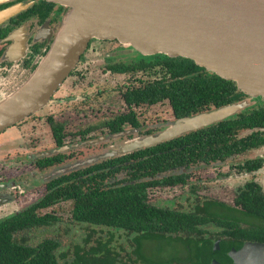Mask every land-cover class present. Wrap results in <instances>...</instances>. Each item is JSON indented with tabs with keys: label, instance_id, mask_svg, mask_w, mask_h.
<instances>
[{
	"label": "flooded vegetation",
	"instance_id": "obj_1",
	"mask_svg": "<svg viewBox=\"0 0 264 264\" xmlns=\"http://www.w3.org/2000/svg\"><path fill=\"white\" fill-rule=\"evenodd\" d=\"M15 7L17 12L0 22V94L4 95L11 93L32 73L48 50L67 10L44 0H0V12ZM113 45L115 48L105 53V48ZM120 46L123 45L115 40L91 39L75 68L56 92L66 79L79 73L78 67L87 53L103 55L100 76L121 77L114 90L83 91L78 96H62L54 100L55 92L40 110L0 132V172L11 164L19 171L8 180L4 179L5 172L1 173L3 176L0 174V221L41 200L53 179L64 177L85 188L88 179L100 177L107 179L108 185L118 181L122 185L140 184L146 205L163 211L164 217L169 212L178 215V225L196 228L192 234L179 230L176 234H165V240L155 241L165 243L163 250L169 256L173 255L169 254L172 246L167 243L198 242L209 234L218 240L216 234L230 222L241 230L252 231L249 237L237 232L239 239L264 243V221L255 217L254 213L247 215L242 207L246 202L248 209L254 211L256 195L264 205V183L259 179V175L264 174V128L259 129L261 138L257 140L240 139L247 135L244 131L238 132L237 142L229 149L231 154L228 156L223 155L224 146L220 138H183L190 133H202L199 131L213 124L151 147L105 157L118 147L159 133L180 118L174 113L170 101L174 92L150 88L172 86L174 80L166 61L174 63L176 59L185 58L165 54L145 56L130 53ZM46 106L57 108L59 114L44 118L36 116ZM159 108L166 109L168 118L160 120L153 114ZM211 109L214 108L189 111L187 116ZM39 123L44 124L46 129L45 140L39 134ZM52 124L59 131V141L53 136ZM111 129L117 131L111 132ZM17 139L26 142L15 147L18 153L4 156L3 153L9 154L14 150L7 148H10L11 141L15 144ZM22 151L25 153L22 154ZM166 153L173 154L163 155ZM112 159L119 164L102 166ZM128 166L134 168L135 173H131ZM231 178L241 181L229 195L224 196L220 189H214L220 187L215 185L219 181ZM32 192L39 196L23 207L7 211L6 208L16 202L12 193L21 197ZM172 192L173 195L163 196ZM245 193L249 197L244 198ZM61 204L71 206L70 201H65L38 208V215L50 214L56 222L36 229L56 225L59 219L48 209ZM232 211L234 219L225 220L224 215L229 216ZM187 216L191 218L186 219ZM176 246L182 250L176 249L178 256H183V246Z\"/></svg>",
	"mask_w": 264,
	"mask_h": 264
},
{
	"label": "water",
	"instance_id": "obj_2",
	"mask_svg": "<svg viewBox=\"0 0 264 264\" xmlns=\"http://www.w3.org/2000/svg\"><path fill=\"white\" fill-rule=\"evenodd\" d=\"M67 10L60 28L27 80L0 96V132L44 107L75 68L91 39L115 40L141 55L192 61L246 97L174 120L159 133L132 141L105 157L154 146L216 124L264 103V0H44ZM17 7L0 12V22ZM218 250V241L213 243ZM232 264H264V243L230 249ZM211 264H218L212 261Z\"/></svg>",
	"mask_w": 264,
	"mask_h": 264
},
{
	"label": "trees",
	"instance_id": "obj_3",
	"mask_svg": "<svg viewBox=\"0 0 264 264\" xmlns=\"http://www.w3.org/2000/svg\"><path fill=\"white\" fill-rule=\"evenodd\" d=\"M166 62L168 63L167 69L174 80L172 86L169 88L151 87L150 89L174 92L170 101L177 117H186L189 111L195 112L198 109L219 108L246 97L237 90L233 82L204 72L188 60L176 59L174 63ZM261 128H264L263 102L199 131L202 133H190L183 138H220L224 146L223 155L228 156L231 154L229 149L237 142L238 132L244 131L247 135L240 139L257 140L261 138V133L258 132ZM51 130L53 136L59 141V131L54 124H52ZM115 131L117 129H111V132ZM167 154L172 155L173 153L163 155ZM116 164L119 162L112 159L102 166L113 167ZM128 168L131 173H135L134 168L130 166ZM88 181L84 188L64 177L53 179L48 183L47 193L41 200L19 214L1 220L0 264H60L56 257L59 247L57 241L43 239L34 245L27 244L20 234L30 229L53 225L56 222L55 217L50 214L38 215L36 210L65 201L71 202V222L88 227L122 231L132 235V241L135 244L133 254L142 264H211L212 261L218 264H232L227 257V252L230 249H238L245 242L238 238L240 235L243 237L252 235L251 230H241L230 222L229 225L220 228V232L216 234L218 240L214 237L211 238L212 235L209 234L202 241L187 240L174 243L183 246L184 251L181 257L178 256L177 250H174L173 255L168 259L158 256L159 252L155 258L146 259L140 254L142 242L162 241L166 239L165 234H176L179 230L192 234L196 228L192 225H178L180 221L178 215L169 212L164 217L163 211L146 205L142 186L138 183L122 185L118 181L114 185H108L107 179L100 177L90 178ZM243 196L244 198L249 197L247 193ZM255 197L256 209L254 211L248 209L246 202L242 204V207L247 215L254 213L255 217L264 221V205L257 195ZM232 213L229 216L224 215V219H232L234 212L232 211ZM88 239L83 240L84 245L88 243ZM216 240L218 241V250H213V243ZM167 244L175 246L171 243ZM72 254L71 264H116L117 262L116 255L108 249L107 244H98L96 247L89 246L85 251L75 247ZM61 255L64 257L65 254ZM100 259H103L104 262ZM97 260L100 261L97 262Z\"/></svg>",
	"mask_w": 264,
	"mask_h": 264
},
{
	"label": "rangeland",
	"instance_id": "obj_4",
	"mask_svg": "<svg viewBox=\"0 0 264 264\" xmlns=\"http://www.w3.org/2000/svg\"><path fill=\"white\" fill-rule=\"evenodd\" d=\"M113 46H107L105 48V53L107 50L115 48ZM118 48V47H117ZM120 48H124V50H127L128 52L132 53L134 51L126 48L125 46H120ZM137 53V52H136ZM103 56V55H101ZM100 55H95L94 53H87L85 55L84 62L78 67V72L76 75H72L70 78L66 79L64 84L61 86L58 92H56L54 96V100L56 98H61L62 96H78L80 92H94L96 89L101 90H114V85H118L120 83L121 77H110L106 75L100 76L101 69L103 68V60ZM29 77V76H28ZM27 77V78H28ZM27 78L23 81V83L27 80ZM22 83V84H23ZM22 84H20L17 88H15L12 92L17 90ZM11 92V93H12ZM9 93V94H11ZM8 94V95H9ZM0 96H7L4 94H0ZM59 114L57 111V108L53 107H47L43 109L41 112H38L36 116H39V118H44L45 116L52 115L55 116ZM151 114V113H150ZM160 120L163 118H168L167 112L165 108H159L154 113ZM105 117V116H102ZM42 126V127H41ZM40 130V136L44 138L47 136L46 129L44 127V124H40L37 126ZM23 129V128H22ZM28 134V133H27ZM13 139H16L13 138ZM12 140V136H11ZM43 140V141H44ZM13 141L10 142V148L8 149H14L9 154L3 153L4 156H8L14 153H18L15 149V147L20 145H23L26 140L23 139V142L21 139L15 140V144H12ZM6 148V147H5ZM15 151V152H14ZM25 152L22 151V154ZM14 156V155H12ZM81 156H83V153H81ZM5 172V180H8V177L16 175L19 171L15 169L14 165H7L5 168H3ZM17 170V172L15 171ZM0 172V174L2 173ZM210 174V173H209ZM3 176V174H1ZM211 175V174H210ZM259 179L264 183V174L259 175ZM241 180L237 179H226L220 183V181L215 184L218 185L219 188L214 187V189H217L221 191L224 196L229 195L233 189L236 187V185L239 184ZM38 194V193H37ZM174 193L170 194H164L163 196L167 195H173ZM217 194V193H216ZM12 196H15L16 202L12 205H9L6 209L7 211L14 210L20 207H23L24 205L32 202L37 196L31 193H28L26 195H16V193H12ZM218 196V194H217ZM70 208L71 206L69 204H61L58 206H55L51 209H48V212H53L59 219V222L54 225L53 227H47V228H39V229H30L28 231L22 232L20 235L25 240L27 244H36L37 242L46 239V238H52L56 240L59 244L58 250L56 251V257L60 264H71L73 261V250L75 247L82 248L84 251L87 250L89 246L96 247L98 244H107L108 249L116 255V264H142L138 258L133 254V250L135 248V244L132 241V235L126 234L122 231H113L108 230L106 228H99V227H88L86 225H78V224H72L70 221ZM88 239L87 244H83V240ZM165 243L161 242H142L140 244V254L144 256L146 259L155 258L157 252L158 256L168 259L170 256L164 252L163 250ZM180 250L178 246H173L169 254L174 250ZM160 250V251H159ZM62 253H64V257H62ZM98 256V255H97ZM154 256V257H152ZM182 256V255H180ZM97 258V257H96ZM104 262L103 259H100ZM100 260H97L99 262Z\"/></svg>",
	"mask_w": 264,
	"mask_h": 264
}]
</instances>
